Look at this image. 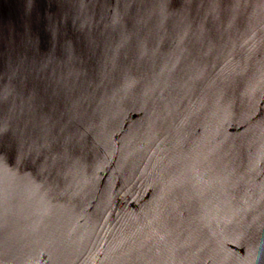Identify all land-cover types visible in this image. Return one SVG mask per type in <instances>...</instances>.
<instances>
[{
  "label": "water",
  "instance_id": "obj_1",
  "mask_svg": "<svg viewBox=\"0 0 264 264\" xmlns=\"http://www.w3.org/2000/svg\"><path fill=\"white\" fill-rule=\"evenodd\" d=\"M0 264H264V0H0Z\"/></svg>",
  "mask_w": 264,
  "mask_h": 264
}]
</instances>
